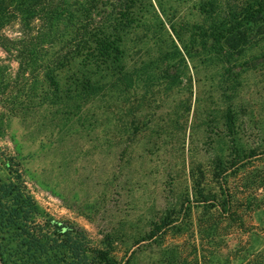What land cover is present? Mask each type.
Wrapping results in <instances>:
<instances>
[{
  "label": "trees",
  "instance_id": "16d2710c",
  "mask_svg": "<svg viewBox=\"0 0 264 264\" xmlns=\"http://www.w3.org/2000/svg\"><path fill=\"white\" fill-rule=\"evenodd\" d=\"M186 4L0 0V49L18 65L12 80L0 67V95L5 96L0 136L5 113L17 117L54 109L71 125L81 118L82 124L94 120L109 126L120 161L141 139L157 144L183 129L193 91L188 63L206 62L217 76L215 87L228 98L216 120L223 130L206 162L191 159L187 171L183 163L184 189L176 202L201 209L196 217L190 215L194 223L190 220L188 227L208 241L247 234L252 214L264 207V145L252 147L242 140L233 104L241 74L263 64V58H246L245 53L264 41V0H195L197 23L184 19ZM175 12L180 23L188 21L187 41L175 29ZM10 25L17 27V38L2 33ZM25 86L29 95L22 100L16 91L22 95ZM6 171L0 175L2 264H123L114 253L112 232L93 244L82 228L43 215ZM118 182L116 192L126 186ZM180 220L176 215L175 221ZM257 255L256 264H264V249Z\"/></svg>",
  "mask_w": 264,
  "mask_h": 264
},
{
  "label": "rangeland",
  "instance_id": "374dc122",
  "mask_svg": "<svg viewBox=\"0 0 264 264\" xmlns=\"http://www.w3.org/2000/svg\"><path fill=\"white\" fill-rule=\"evenodd\" d=\"M181 1L187 2L184 19L197 23L195 0ZM180 8L175 5V10ZM178 15L175 12V29L187 41L188 21L180 23ZM2 33L11 39L18 37L15 25ZM245 55L263 58V64L244 70L233 104L241 119L242 140L256 147L264 145V41ZM256 61L260 60L252 63ZM188 64L193 78L191 111L175 136H163L157 144L148 137L141 139L118 161L109 126L94 120L82 124L81 118L71 125L54 109L17 117L5 113L0 175L6 176V169H10L43 215L82 228L93 244L99 243L103 233L112 232L114 253L123 264L258 263L257 254L264 249V207L252 214L247 234L233 233L206 241L193 236L188 227L190 215L196 217L201 209L193 203L176 202L184 189L180 179L191 159L206 162L209 147L223 130V124L216 120L228 99L215 87L217 76L206 62L201 64L196 59ZM0 67L5 77L12 80L16 76L14 56L2 49ZM21 91L22 95L18 91L16 94L27 100L28 87ZM4 105L5 96L0 95L1 112ZM120 172V179L115 181ZM118 181L126 186L116 192ZM176 215L182 220L175 221Z\"/></svg>",
  "mask_w": 264,
  "mask_h": 264
},
{
  "label": "water",
  "instance_id": "95a60500",
  "mask_svg": "<svg viewBox=\"0 0 264 264\" xmlns=\"http://www.w3.org/2000/svg\"><path fill=\"white\" fill-rule=\"evenodd\" d=\"M0 264H2L1 260H0Z\"/></svg>",
  "mask_w": 264,
  "mask_h": 264
}]
</instances>
